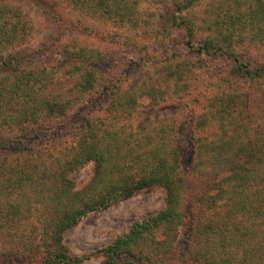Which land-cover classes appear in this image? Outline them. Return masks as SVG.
<instances>
[{
    "label": "trees",
    "instance_id": "obj_1",
    "mask_svg": "<svg viewBox=\"0 0 264 264\" xmlns=\"http://www.w3.org/2000/svg\"><path fill=\"white\" fill-rule=\"evenodd\" d=\"M66 1L137 25L139 0ZM196 1L174 0V44L138 54L127 84L120 77L130 64L114 78L110 50L78 39L48 53L3 54L28 30L19 10L0 3L3 264L18 255L21 264L94 256L105 264H264V60L246 57L252 47L264 59V0H214L201 13L189 9ZM195 69L209 73L212 89L184 137L156 109L191 92ZM89 163L77 186L72 173ZM150 187L163 190L161 209L105 245L71 251L68 229Z\"/></svg>",
    "mask_w": 264,
    "mask_h": 264
},
{
    "label": "rangeland",
    "instance_id": "obj_2",
    "mask_svg": "<svg viewBox=\"0 0 264 264\" xmlns=\"http://www.w3.org/2000/svg\"><path fill=\"white\" fill-rule=\"evenodd\" d=\"M213 1L197 0L189 9L191 8L192 12L201 13ZM173 2L174 0H139L137 25L132 26L129 23L119 25L100 19L89 11L76 8L66 0H0V3L8 4L20 11L28 30L25 41L14 49L4 51L3 54L7 55L13 51L25 53L32 50L48 53L49 50L67 41L78 39L110 50L114 57L108 63V71L114 78L122 76L123 73L120 72L127 67V63L130 64L128 74L120 77L121 81L127 84L134 76H137V72L132 70L131 61L134 62L138 54L146 50L157 51L160 48L157 45L158 42L164 43L165 46L174 44L171 38L175 30L167 21ZM246 57L249 60H264L259 51L252 47ZM225 63L224 61L213 62V68L210 69L212 74L222 71ZM208 75L209 73L198 72L195 69V78L190 80L192 85L188 95L167 100L157 106L156 111L161 116L169 120L177 130H184V137L189 135L191 130L192 132L196 130L193 125L194 119L202 111L204 100L210 95L212 87ZM145 116L146 113L138 119ZM69 129L65 127L62 131V134L69 136L67 140H70L71 135ZM185 143L187 144V141L183 139V144ZM185 147L189 150L188 146ZM0 155L3 156L2 153ZM188 161L189 158H183V168L187 166ZM90 172L91 163L72 173L77 186L85 183ZM163 206L164 192L161 188L150 187L137 191L100 211L89 214L83 221L65 232L64 240L72 252L76 254L88 252L110 242L115 234L126 229L132 221L141 219ZM5 248V244H0V264L8 263L7 260L3 261ZM20 256L17 257L20 258ZM18 258L15 260L18 263L15 264L23 262ZM30 262L35 264L38 259H32ZM81 264L105 263L101 256H94Z\"/></svg>",
    "mask_w": 264,
    "mask_h": 264
}]
</instances>
